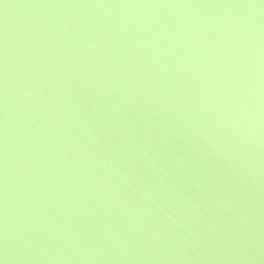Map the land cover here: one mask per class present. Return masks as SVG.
<instances>
[{"label":"water","instance_id":"1","mask_svg":"<svg viewBox=\"0 0 264 264\" xmlns=\"http://www.w3.org/2000/svg\"><path fill=\"white\" fill-rule=\"evenodd\" d=\"M0 264H264V0H0Z\"/></svg>","mask_w":264,"mask_h":264}]
</instances>
